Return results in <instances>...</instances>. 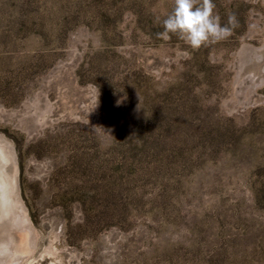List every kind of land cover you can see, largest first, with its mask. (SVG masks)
Wrapping results in <instances>:
<instances>
[{
  "label": "rangeland",
  "instance_id": "1",
  "mask_svg": "<svg viewBox=\"0 0 264 264\" xmlns=\"http://www.w3.org/2000/svg\"><path fill=\"white\" fill-rule=\"evenodd\" d=\"M213 3L0 0V264H264V0Z\"/></svg>",
  "mask_w": 264,
  "mask_h": 264
},
{
  "label": "clouds",
  "instance_id": "2",
  "mask_svg": "<svg viewBox=\"0 0 264 264\" xmlns=\"http://www.w3.org/2000/svg\"><path fill=\"white\" fill-rule=\"evenodd\" d=\"M213 0H173V7L161 21L156 18L162 31L156 37L168 41L172 36L183 41L193 50L213 45L230 34L229 25H234V17H229L228 24H221L219 15L214 13ZM187 58L186 52H177V58Z\"/></svg>",
  "mask_w": 264,
  "mask_h": 264
},
{
  "label": "bare ground",
  "instance_id": "3",
  "mask_svg": "<svg viewBox=\"0 0 264 264\" xmlns=\"http://www.w3.org/2000/svg\"><path fill=\"white\" fill-rule=\"evenodd\" d=\"M3 150H4V149H3ZM2 153H3V152H2ZM0 169H2V168L0 167ZM3 177H4V176H3ZM4 178H5V177H4ZM6 185H7V184H6ZM6 187H7V186H6ZM7 189H10V188H7ZM8 194H9V193H8ZM4 201H5V204H4V205L6 206V205L9 203V196L7 195V192H6V196H5V198H4ZM4 201H3V202H4ZM9 213H10V212H9ZM10 216H11V215H10ZM4 251H6V250H4ZM8 251H9V250H8ZM6 252H7V251H6ZM2 253H3V252H2ZM2 253H1V254H2ZM4 253H5V252H4ZM4 253H3V254H4ZM1 254H0V255H1Z\"/></svg>",
  "mask_w": 264,
  "mask_h": 264
}]
</instances>
